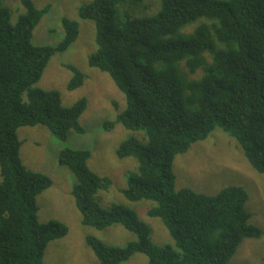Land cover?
<instances>
[{"label":"trees","instance_id":"trees-1","mask_svg":"<svg viewBox=\"0 0 264 264\" xmlns=\"http://www.w3.org/2000/svg\"><path fill=\"white\" fill-rule=\"evenodd\" d=\"M4 1L0 264H44L48 244L67 236L69 228L57 220L39 221L38 197L53 180L23 164L18 131L42 126L62 143L73 131L85 134L81 118L87 99L65 107L60 92L35 87L51 59L77 41L80 29L76 21L63 18L64 40L56 46L36 45L34 32L52 6L39 9L33 0H21L24 13L13 24ZM144 1L94 0L80 8L79 17L95 25L97 50L89 57V67L108 74L126 100L125 110L105 122L104 130L122 126L148 138L147 145L130 138L117 150L120 159L138 162V172L129 175L122 193L132 203H154L147 215L162 221L174 245H154L150 226L128 207L100 206L97 195L113 183L91 171L89 150L62 149L58 163L76 178L71 195L82 225L97 230L120 225L136 236L123 247L89 237L99 264H125L137 254L145 255L148 264H230L245 240L263 237L250 223L247 191L237 186L215 196L188 188L177 191L173 165L178 155L219 127L264 175V0H161L160 11L152 17L134 19L123 13L128 4ZM198 21L193 34L183 33ZM181 63L191 74L202 70V78L187 81ZM65 67L73 74L68 90L82 87L88 76L72 65Z\"/></svg>","mask_w":264,"mask_h":264},{"label":"rangeland","instance_id":"rangeland-1","mask_svg":"<svg viewBox=\"0 0 264 264\" xmlns=\"http://www.w3.org/2000/svg\"><path fill=\"white\" fill-rule=\"evenodd\" d=\"M93 1L33 0L39 9L52 6L34 32V44L56 46L62 42L65 38L61 23L63 18L76 21L80 29L77 41L68 51L51 59L41 81L35 87L60 92L65 107L74 105L82 98L88 101V107L81 118L85 134L73 131L65 143L56 140L42 126L24 127L18 131L22 142L23 164L31 171L50 175L53 180L52 187L38 197L39 221L46 224L57 220L69 228L67 236L48 244L44 264H99L93 250L88 246L89 237L98 238L108 246L115 247H123L136 240L135 235L120 225L103 230L82 225V215L71 195L76 178L58 163L59 152L66 148L89 150L91 158L88 164L91 171L112 180L110 190L100 191L97 195V201L102 208L109 209L114 204L128 207L150 226L154 245H174L162 221L147 215L154 203H132L126 200L122 193L129 175L138 172V162L133 158L120 159L117 150L130 138L145 145L148 144V138L140 132L126 130L122 126L111 132L103 128L105 122L113 121L118 113L125 110L126 100L108 74L88 65L89 57L97 50L96 30L93 22L79 17V10ZM4 5L11 12L12 23L16 24L24 13L21 0H5ZM128 6L126 9L122 8L123 13L134 19L148 18L160 11L161 0H145L139 6ZM199 24L201 22L198 21L187 27L183 33L193 34ZM66 65H72L88 76L82 87L74 91L68 90L73 74ZM179 69L187 81L198 80L203 76L202 70L191 74L185 63H181ZM173 170L177 191L188 188L207 196H215L230 186L242 187L247 191L249 202L246 209L251 215L250 223L262 230L263 237L260 240H245L230 264H264V175L250 166L237 142L217 127L206 140L196 142L187 153L178 155ZM125 264H148V258L137 254Z\"/></svg>","mask_w":264,"mask_h":264},{"label":"bare ground","instance_id":"bare-ground-1","mask_svg":"<svg viewBox=\"0 0 264 264\" xmlns=\"http://www.w3.org/2000/svg\"><path fill=\"white\" fill-rule=\"evenodd\" d=\"M180 65V64H179ZM194 72V71H193ZM237 146V145H236ZM100 177V176H99ZM102 177V176H101ZM125 177V176H124ZM113 189V188H112ZM105 190V189H104ZM109 200V199H108ZM136 213V212H135ZM144 223V222H143Z\"/></svg>","mask_w":264,"mask_h":264}]
</instances>
